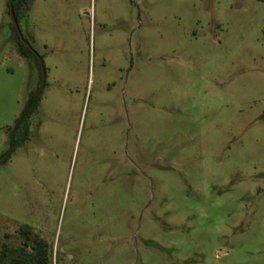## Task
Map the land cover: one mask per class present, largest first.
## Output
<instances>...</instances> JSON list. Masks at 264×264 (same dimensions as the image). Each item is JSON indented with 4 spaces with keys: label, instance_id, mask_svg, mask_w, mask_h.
Instances as JSON below:
<instances>
[{
    "label": "rangeland",
    "instance_id": "1",
    "mask_svg": "<svg viewBox=\"0 0 264 264\" xmlns=\"http://www.w3.org/2000/svg\"><path fill=\"white\" fill-rule=\"evenodd\" d=\"M0 0V154L40 74ZM26 142L0 164V250L47 264H264V0H32Z\"/></svg>",
    "mask_w": 264,
    "mask_h": 264
},
{
    "label": "trees",
    "instance_id": "2",
    "mask_svg": "<svg viewBox=\"0 0 264 264\" xmlns=\"http://www.w3.org/2000/svg\"><path fill=\"white\" fill-rule=\"evenodd\" d=\"M32 0H8L7 10L13 12L16 21L19 23L25 11L30 6ZM10 16V14H9ZM10 29L12 30L18 53L26 58L35 60L40 78L36 88L29 91L19 114L15 117L11 125L3 126V131L7 136V149L0 154V164L6 162L11 154L22 146L29 134V123L32 115L35 113L41 100V69L38 63L39 56L31 45L16 33L10 20ZM19 234L22 236L20 245L9 246L4 244L0 250V264H47L50 262V247L43 239L32 236V229L27 224L19 226Z\"/></svg>",
    "mask_w": 264,
    "mask_h": 264
},
{
    "label": "water",
    "instance_id": "3",
    "mask_svg": "<svg viewBox=\"0 0 264 264\" xmlns=\"http://www.w3.org/2000/svg\"><path fill=\"white\" fill-rule=\"evenodd\" d=\"M9 14H10V20H11V22L13 24V27H14L16 33L18 34V36L21 39H23L21 31H20V28H19V25H18V22L16 21L15 16H14L13 12L11 11V9H10V13ZM38 63L40 65V69H41V84H40V87H41L42 84H43V81H44L45 72H44V67H43V64H42V60L40 58H38Z\"/></svg>",
    "mask_w": 264,
    "mask_h": 264
},
{
    "label": "flooded vegetation",
    "instance_id": "4",
    "mask_svg": "<svg viewBox=\"0 0 264 264\" xmlns=\"http://www.w3.org/2000/svg\"><path fill=\"white\" fill-rule=\"evenodd\" d=\"M30 45V43H28Z\"/></svg>",
    "mask_w": 264,
    "mask_h": 264
},
{
    "label": "crops",
    "instance_id": "5",
    "mask_svg": "<svg viewBox=\"0 0 264 264\" xmlns=\"http://www.w3.org/2000/svg\"><path fill=\"white\" fill-rule=\"evenodd\" d=\"M29 8V7H28Z\"/></svg>",
    "mask_w": 264,
    "mask_h": 264
}]
</instances>
